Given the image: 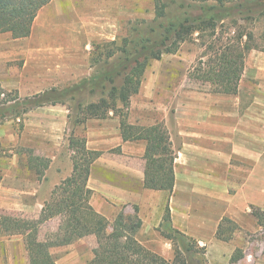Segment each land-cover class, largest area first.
Listing matches in <instances>:
<instances>
[{"label": "crops", "instance_id": "1", "mask_svg": "<svg viewBox=\"0 0 264 264\" xmlns=\"http://www.w3.org/2000/svg\"><path fill=\"white\" fill-rule=\"evenodd\" d=\"M105 7L101 0H51L38 11L28 36L0 33L2 87L21 99L90 76L93 41L114 40L118 31L117 23L103 21ZM248 64L236 93L215 91L210 82L206 88L180 82L172 100L150 82L132 96L130 123L162 122L168 129L176 154L172 190L145 186L146 141L124 140L114 110L72 121V108L60 101L3 120L0 145L12 154L0 166V214L38 221L54 187L73 172L70 139L83 138L87 149L100 152L87 180L90 204L110 222L121 211L137 214L142 224L135 237L147 249L172 258L171 229L206 246L208 264H230L237 248L249 264H264V252L258 258L246 249L247 233H263L252 207L264 209V70L248 71ZM247 79L254 81L246 85ZM35 157L50 160L41 178ZM224 217L238 225L228 241L217 237ZM65 226V214L51 217L40 224L38 239L56 243L50 252L57 264H86L94 256L97 236L61 244ZM0 234L8 240L7 248H0V264H30L25 234L1 225Z\"/></svg>", "mask_w": 264, "mask_h": 264}, {"label": "trees", "instance_id": "2", "mask_svg": "<svg viewBox=\"0 0 264 264\" xmlns=\"http://www.w3.org/2000/svg\"><path fill=\"white\" fill-rule=\"evenodd\" d=\"M50 1L0 0V33L10 32L15 38L28 36L38 11ZM198 1V13L191 15L186 12L181 19L161 23L160 30L155 31L153 38L147 39L148 43L136 49L134 55L125 56L114 63L112 73L105 72L100 82L102 88H106V82L114 84L109 93L113 99L119 97L123 107L121 111L129 109L131 96L140 91L150 60L160 59L164 52H175L181 42L189 39L200 40L204 47V51L190 69V77L210 82L216 87L215 91L237 92L247 51L254 48V33L241 21L249 22L264 16V0ZM164 15V2L156 0V16ZM227 19H230V23H225ZM118 79L122 80L119 94L115 84ZM86 81L88 80H83L74 87L80 89L87 85ZM58 91L52 88L33 95V98L25 97L21 100L17 92L6 90L0 83V122L10 117L17 118L35 106L62 101V94ZM52 95L56 96L51 97ZM22 104L27 105L22 112H18ZM109 104L104 98L99 102H90L85 108H81L80 104L79 111L84 115L81 120L94 116L105 117L110 110L116 113L120 111L116 102ZM126 111L120 114L124 140L146 141L145 186L172 190L175 182L176 154L168 129L162 122L152 125L132 124L127 119ZM69 146L74 151L73 172L54 187L38 221L18 220L0 214L3 230L25 234L30 264H57L50 252V247L56 243L39 240L38 231L41 223L59 214L66 216L64 237L59 243H71L88 234L97 236L98 245L93 250L94 256L86 264H188L180 248L176 249L174 259L170 261L143 246L135 237L142 224L137 214L128 215L121 211L115 220L110 222L106 216L97 212L90 204L91 190L87 186V180L91 164L100 152L87 149L83 138H71ZM34 159L38 162L37 174L41 178L50 160L41 157ZM252 214L264 230V209L253 206ZM237 228L238 225L232 219L224 217L219 224L217 237L228 241ZM175 232L184 235L178 230ZM168 237L172 239L169 234ZM243 256V250L237 248L231 260L237 261Z\"/></svg>", "mask_w": 264, "mask_h": 264}, {"label": "rangeland", "instance_id": "3", "mask_svg": "<svg viewBox=\"0 0 264 264\" xmlns=\"http://www.w3.org/2000/svg\"><path fill=\"white\" fill-rule=\"evenodd\" d=\"M101 1L103 4H108V7L103 9V21H106L105 18H109V22L117 23L118 25V31L115 33V39L102 40L100 38H96L93 41L92 46L89 48V55L87 59L88 65L92 67L90 76L82 78L77 82H71L70 84L63 82L62 84L64 86L54 87L59 90L58 92L60 94H62V101H65L72 108V115L74 118H72V121L75 119L81 120L84 116L83 113L79 111L78 106L80 104L82 106L81 108H85L90 102H99L103 98L110 103L109 105L113 104V102H116V105L120 108V111H118L117 114L120 115L123 111L125 112L126 109L121 111V108L123 107L119 97L116 96L113 99L109 93L114 84L106 82V88H102V83L100 82L105 72L112 73V65L114 63L120 59H123L125 56L134 55V51L136 49L140 48V46H142L144 43H148L147 39L153 38L155 35L154 33H156L155 31L158 32L160 30L159 25L161 23H165L171 19H181L185 16L186 12L192 15L198 13L200 10V2L198 0H162V2L165 4V15L163 17H158L156 16V0ZM111 2L112 5L109 9V4ZM111 19L113 20L111 21ZM225 23H230V19L225 20ZM241 23L245 24L254 33V40L252 41L254 48H251L249 51H247L245 65L249 62L248 71L254 69L260 70V68L261 70H264V16H260L258 19L249 20V22L241 21ZM231 32L233 33V29ZM226 34L227 33H225V35ZM196 35L197 33L194 36ZM124 49L126 51H124ZM203 51L204 47H202L200 40L195 41L193 39H189L181 42L179 48L175 52H164L160 59H151L149 65L145 69L140 90L151 82V85L160 88V92L163 97L173 100L174 87L180 82L183 83V86H190L192 84L197 85V83H199L200 87L202 88L210 86L208 83H205L206 81H198L191 78L189 75L190 69ZM16 65L20 66L21 62L18 61ZM157 73L160 75L155 78L154 74ZM83 80H88L86 81L87 85L81 87L80 89L74 87ZM252 81L254 80L247 79L245 84L247 85V83L249 84V82ZM115 84L118 88L117 94H119L121 91L120 86L122 84V80L118 79ZM72 88L74 89L71 90ZM214 89H216L215 86ZM72 94L75 95L72 96ZM54 96L56 95H52L51 97ZM26 97L33 98V95ZM250 97V95H245V100H249ZM24 98H21V100ZM26 105L27 104H22V106H19L18 112H22ZM126 112L128 119L129 110ZM15 127L16 129L19 127L17 123H15ZM13 149L20 151L21 148L15 147ZM25 151L28 156H30V149H25ZM10 154L12 153L8 148L5 146L2 147L0 145V166L7 165L6 158ZM167 233L172 236L171 241L173 243V257L175 256L176 249L180 248L183 251L185 259L188 261V264H208L209 260L206 254V246L201 245L197 242V240L189 238L186 235L176 233L175 230L170 229ZM246 239L248 240V243H246L247 251L254 253V255L259 258L264 252V230L263 233H247ZM237 241L240 243L239 240ZM7 242V239L0 238V248H7ZM85 244L86 248L89 250L91 247V242L87 240ZM82 251L86 255L87 251L84 249ZM88 256L89 255L85 256L84 258H88ZM173 257L168 260L172 261L174 259ZM242 258L237 261L231 260V263H250V261L247 262Z\"/></svg>", "mask_w": 264, "mask_h": 264}]
</instances>
